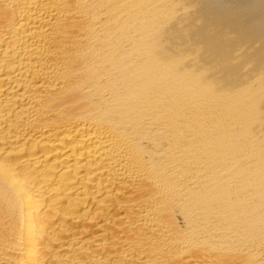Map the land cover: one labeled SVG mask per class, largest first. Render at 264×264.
<instances>
[{"label": "bare ground", "instance_id": "bare-ground-1", "mask_svg": "<svg viewBox=\"0 0 264 264\" xmlns=\"http://www.w3.org/2000/svg\"><path fill=\"white\" fill-rule=\"evenodd\" d=\"M0 264H264V0H0Z\"/></svg>", "mask_w": 264, "mask_h": 264}]
</instances>
